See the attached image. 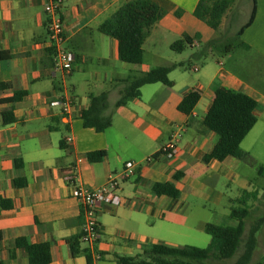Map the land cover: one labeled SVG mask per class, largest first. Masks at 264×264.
Instances as JSON below:
<instances>
[{
  "label": "crops",
  "instance_id": "crops-1",
  "mask_svg": "<svg viewBox=\"0 0 264 264\" xmlns=\"http://www.w3.org/2000/svg\"><path fill=\"white\" fill-rule=\"evenodd\" d=\"M48 1L0 0V199L11 203L10 209H0V264H29L26 253L14 246L18 238L48 243L50 264H87L88 256L97 258L94 264H119L120 256H138L152 244L183 248L185 241L204 242L200 233L208 235L204 230L208 223L189 225L180 206L191 198L222 204L223 196L213 186L228 158L203 161L217 139L203 125L216 89L242 92L257 101L256 124L240 148L264 166V0H254V19L246 26L251 1L237 42L225 46L223 56L190 68L196 73L192 85L185 79L184 61H174L168 65H182L169 73L171 86L145 85L140 97L117 108L115 103L133 78L168 66L158 64L161 44L170 47L188 37L195 48L216 37V31L193 14L199 0H152L165 15L152 26L143 42V61L135 65L121 62L117 40L99 31L132 0H62L64 47L76 57L71 73L62 80L53 77L44 11ZM176 71L178 81L171 78ZM18 92L25 95L13 103ZM103 92L108 97L105 114H111L112 124L98 132L83 127L81 114L89 107V96ZM191 92L198 93L199 100L185 115L178 105ZM61 98L71 101L67 113L53 104ZM3 112H9L7 119L13 121L4 124ZM175 124L182 134L178 153L171 160L158 157L148 162L146 158L158 154L175 134ZM97 151H104L105 157L90 162L87 155ZM128 161L137 164L135 174L120 183L118 203L99 207L98 242L83 244L79 240L83 210L75 189L102 187L107 176L121 172ZM178 172L183 175L175 181ZM17 180L25 184L17 187ZM167 182L179 190L178 199L153 191L156 183ZM197 207L200 214L208 211L206 205ZM74 239L76 255L68 243Z\"/></svg>",
  "mask_w": 264,
  "mask_h": 264
},
{
  "label": "trees",
  "instance_id": "trees-1",
  "mask_svg": "<svg viewBox=\"0 0 264 264\" xmlns=\"http://www.w3.org/2000/svg\"><path fill=\"white\" fill-rule=\"evenodd\" d=\"M252 1V10L249 21L250 25L254 19L255 2ZM234 0H199L194 16L204 22L214 31L219 29L222 18L233 4ZM180 15V12L176 13ZM165 10L152 0H132L120 6L108 19L99 27V31L118 42V59L121 62L135 65L143 61V42L149 35L154 24L163 18ZM245 26V27H246ZM242 30V29H241ZM240 30V31H241ZM240 33V32H239ZM216 41L211 40L205 46L216 48ZM192 41L185 37L171 44L170 49L175 52L183 51L185 45L191 46ZM205 48V47H204ZM204 49L199 56H205ZM182 64L159 66L149 72L133 78L124 88L121 97L115 103V108L126 105L131 98L140 97V88L154 83H162L171 86L168 78L169 73ZM25 92H18L14 95L12 102L19 101ZM107 93L89 96V107L81 114L83 127L92 128L103 132L112 124L111 114H105L107 110ZM199 100V94L191 92L187 94L180 104L178 110L189 115ZM257 101L252 97L229 89L218 88L215 90L214 99L208 109L203 125L209 132L216 135V142L209 153L204 155L203 161L209 163L213 160L222 162L232 157L242 160L256 169L259 177L264 179V166L258 164L249 154L243 152L240 144L256 124L254 115L257 108ZM9 112H3V123L13 121L7 119ZM105 157L104 151L91 152L87 155L90 162H99ZM18 164V162H17ZM183 175L178 172L174 176L177 181ZM15 186L24 185L25 181L17 180ZM153 191L157 195H165L173 199L180 197V192L173 183H156ZM243 193V192H242ZM247 194L244 192L237 207H232L229 213L230 219L236 222L235 226H220L206 224L205 232L210 236V243L206 248L185 246L183 248H172L165 245H149L141 255L135 257L120 256L119 264H213L232 258L238 251L240 245L243 250L233 264H250L258 247L257 233L264 226V215L252 221L243 242L246 226L252 219L253 210L245 204ZM254 199L257 194L252 195ZM264 197V192H263ZM11 203L8 200L0 199V209H10ZM2 234L0 233V242ZM72 255L78 252V240L68 241ZM17 249L23 250L28 258L29 264H50L51 253L48 243L30 244L24 238H18L14 242ZM90 261L89 256L87 262ZM255 264H264V254L260 261Z\"/></svg>",
  "mask_w": 264,
  "mask_h": 264
},
{
  "label": "rangeland",
  "instance_id": "rangeland-1",
  "mask_svg": "<svg viewBox=\"0 0 264 264\" xmlns=\"http://www.w3.org/2000/svg\"><path fill=\"white\" fill-rule=\"evenodd\" d=\"M250 8L251 0H234L231 7L223 16L222 23L220 24L219 29L216 31V37L213 39L214 41H216L214 43L216 44V47L222 48L223 51H217L216 49L211 47L206 48V46L203 45L195 48L189 45H185L183 51L175 52L172 51L169 46L161 44L160 51L162 60L159 61L158 64L168 65L170 63H173L174 61H184V76L187 84L192 85L195 81L194 78L196 73L193 72L192 69L190 70V68H193L194 66L200 67L210 59L215 62L221 57V55L223 56L225 51L224 47L233 45L237 42V30L242 25L243 21H246L248 19ZM183 39L184 38H181V40ZM204 49H206L205 56H200V58L195 57V54L201 53ZM145 62H150L148 56L146 57ZM179 72L180 71H176L175 73H173V75H171V78L177 80ZM146 95L147 93L145 92L144 96ZM173 126L175 134L180 135L181 131H179L178 127H176L177 124ZM223 169V174L219 175L217 181L215 182V185L213 186L214 191L222 194L223 196L221 205L216 206L212 202L206 201L205 199L191 198L189 201L183 203L180 206V210H182L184 213H187L188 224L191 226L199 225V223L201 222L220 226H235L236 222L229 217V210L231 209V207H237L239 205L238 201L241 200V196L245 192L247 194L245 204H247L249 209L253 210L254 212L252 214V219L247 223L246 232L243 237L244 242L247 236V231L252 221L264 215V179L258 176L254 167L250 166L242 160L232 157H229L224 162ZM242 184H245V188L247 191L241 190ZM255 194H257L256 199L252 197V195ZM201 204L206 205V208L208 210L207 213L200 214L196 211L200 210L197 206H202ZM197 235H199V233H197ZM200 236L204 238V242L198 240L185 241L186 243H188L185 245L198 248H206L210 243V237L205 233H200ZM257 238L258 247L250 264H255L256 262L260 261L264 254V226H262V229L257 233ZM242 250L243 245H240L238 251L232 258L213 264H233L240 256Z\"/></svg>",
  "mask_w": 264,
  "mask_h": 264
},
{
  "label": "built area",
  "instance_id": "built-area-1",
  "mask_svg": "<svg viewBox=\"0 0 264 264\" xmlns=\"http://www.w3.org/2000/svg\"><path fill=\"white\" fill-rule=\"evenodd\" d=\"M62 0H49L44 6V11L48 15L47 34L48 47L51 51L53 61V77L62 80L69 75L75 63V55L64 47L65 36L63 19L61 16ZM59 107L63 113H67L71 107V101L67 98H61L53 103ZM180 135H173L169 142L161 148L158 154L149 156L147 161L163 157L171 160L178 153V139ZM70 141V139H67ZM137 164L128 161L124 164L121 172H112L107 176L105 184L95 190H86L76 188L74 197L82 204L83 224L80 242L88 246H92L98 242L100 238L98 224V209L103 203H118L119 199L116 191L122 181L127 180L135 174ZM97 258H91L87 264H94Z\"/></svg>",
  "mask_w": 264,
  "mask_h": 264
}]
</instances>
